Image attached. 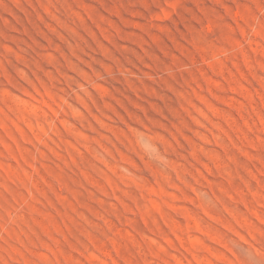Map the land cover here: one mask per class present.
I'll return each instance as SVG.
<instances>
[{"label": "rangeland", "instance_id": "obj_1", "mask_svg": "<svg viewBox=\"0 0 264 264\" xmlns=\"http://www.w3.org/2000/svg\"><path fill=\"white\" fill-rule=\"evenodd\" d=\"M0 264H264V0H0Z\"/></svg>", "mask_w": 264, "mask_h": 264}]
</instances>
